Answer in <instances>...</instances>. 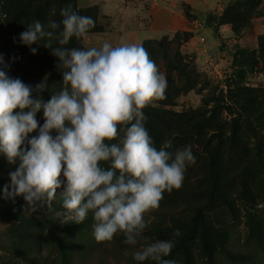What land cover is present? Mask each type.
Returning <instances> with one entry per match:
<instances>
[{"label": "rangeland", "instance_id": "1", "mask_svg": "<svg viewBox=\"0 0 264 264\" xmlns=\"http://www.w3.org/2000/svg\"><path fill=\"white\" fill-rule=\"evenodd\" d=\"M69 4L95 27L52 47L142 42L167 79L165 98L143 110L145 126L158 149L171 140L195 156L182 186L146 214L144 236L169 240L179 229L166 257L176 264H264V0H0V70L33 87L45 80V102L63 87L58 60L42 45L31 54L19 36L35 20L59 22ZM18 165L0 154V189ZM62 191L36 211L22 196L0 198V264H137L139 244L120 233L97 241L92 213L75 224Z\"/></svg>", "mask_w": 264, "mask_h": 264}, {"label": "clouds", "instance_id": "2", "mask_svg": "<svg viewBox=\"0 0 264 264\" xmlns=\"http://www.w3.org/2000/svg\"><path fill=\"white\" fill-rule=\"evenodd\" d=\"M60 16L59 22L47 24L35 20L19 36L33 55L38 51L33 44L52 50L63 82L58 93L45 102L40 96L45 80L33 87L0 70V154L9 164L19 161L0 198L22 196L36 211L50 204L63 185L59 196L68 218L80 224L91 212L97 241H111L120 233L125 244L140 245L132 252L137 264H176L166 257L179 229L169 240L149 242L144 236L150 223L146 214L159 208L165 192L182 186L195 163L191 145L171 150L167 140L158 149L145 126L143 110L165 98L167 79L142 42L52 47L53 39L63 46L95 27L92 17L79 15L70 4ZM38 112L44 121L39 126ZM118 125L125 127L117 140ZM33 132L37 135L29 138Z\"/></svg>", "mask_w": 264, "mask_h": 264}, {"label": "trees", "instance_id": "3", "mask_svg": "<svg viewBox=\"0 0 264 264\" xmlns=\"http://www.w3.org/2000/svg\"><path fill=\"white\" fill-rule=\"evenodd\" d=\"M6 181V180H5Z\"/></svg>", "mask_w": 264, "mask_h": 264}]
</instances>
